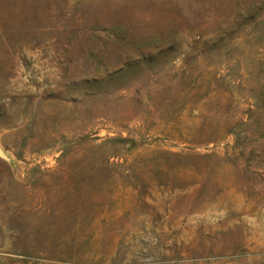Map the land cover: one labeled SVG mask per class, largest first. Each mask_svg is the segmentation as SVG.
<instances>
[{
    "label": "rangeland",
    "instance_id": "obj_1",
    "mask_svg": "<svg viewBox=\"0 0 264 264\" xmlns=\"http://www.w3.org/2000/svg\"><path fill=\"white\" fill-rule=\"evenodd\" d=\"M0 264H264V0H0Z\"/></svg>",
    "mask_w": 264,
    "mask_h": 264
},
{
    "label": "water",
    "instance_id": "obj_2",
    "mask_svg": "<svg viewBox=\"0 0 264 264\" xmlns=\"http://www.w3.org/2000/svg\"><path fill=\"white\" fill-rule=\"evenodd\" d=\"M0 157L6 159V156H5L4 152L2 151L1 147H0Z\"/></svg>",
    "mask_w": 264,
    "mask_h": 264
}]
</instances>
